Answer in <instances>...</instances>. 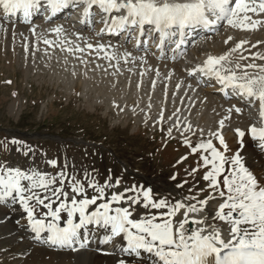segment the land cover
I'll return each instance as SVG.
<instances>
[{
	"label": "snow or ice",
	"instance_id": "1",
	"mask_svg": "<svg viewBox=\"0 0 264 264\" xmlns=\"http://www.w3.org/2000/svg\"><path fill=\"white\" fill-rule=\"evenodd\" d=\"M81 5L85 17L91 16L93 7L105 14L101 22L109 32L119 34L135 29L139 36L146 33L158 35L157 47L161 52L166 41L179 48L183 41L173 37H183L186 29L208 28L218 21H226L230 27L255 31L264 24V21L252 19V16L264 14V0H0V10L5 17L21 14L25 23L42 7L50 13L45 17L47 21L63 9ZM61 31V27L54 29L57 34ZM245 43L241 42L219 57H208L203 66L189 75L200 72L216 79L226 96L227 89H231L234 95L243 97L250 104L258 102L259 117L264 123V65L239 62L264 60V55L257 53L248 57L241 54L235 62L230 59ZM88 47L91 49L92 45ZM103 50L100 46V51ZM75 51L83 49L77 47ZM233 110L240 113L237 108L229 109V112ZM219 127H224L223 120ZM185 131L192 129L188 126ZM249 133L264 149V127L251 126ZM212 135L218 140L219 148L210 139L195 146L187 139L184 141L192 155L202 153L200 167L193 168L189 174L195 176L204 169L202 179L207 182L204 199L195 195L185 197L194 203L155 200L151 190L135 187L107 198L105 188L113 187L107 183L102 187L90 183L88 187L97 194L86 198L85 186L74 180L70 182L73 195L69 198L63 187H52L55 183L64 185V178H48L39 173L26 174L19 169L6 168H0V203L9 198L20 203L32 231L37 236L42 232L49 233L47 242L51 245L71 246L79 238L81 229L97 225L110 230L101 243L108 244L123 237L126 243L119 250L125 256L147 253L153 258V264H264V185L244 166L241 154L234 153L230 159L226 158L227 144L219 131ZM236 135L243 138L245 133L237 129ZM186 159L183 157L178 163ZM24 181L28 183H22ZM184 184L177 187L183 188ZM218 197L219 203L211 218L201 215L205 207ZM37 206L47 209L42 219L36 218ZM91 206H96L94 211H89ZM137 207L163 211L159 215L155 212L140 215L136 213ZM62 213L66 214L63 227L60 225ZM120 264L124 261L121 260Z\"/></svg>",
	"mask_w": 264,
	"mask_h": 264
},
{
	"label": "bare ground",
	"instance_id": "2",
	"mask_svg": "<svg viewBox=\"0 0 264 264\" xmlns=\"http://www.w3.org/2000/svg\"><path fill=\"white\" fill-rule=\"evenodd\" d=\"M121 14L122 13H114V15ZM104 15L105 14L101 12H97V19H94L93 21L82 20L81 23H72L71 20L65 18L63 15L57 14L51 20L46 21L41 18H35L34 21L25 23L23 22L21 14L5 17L2 10H0V35L2 34L1 31H7L10 27H26L31 29L40 28L44 31L45 36H57L54 29L61 27L62 31L60 33H63V36L65 37L69 36L73 38L75 40H73V42L75 43L78 42L87 47L88 45H92L91 49H100V46H103V49L107 52L118 54L124 59L129 60V62L131 61L139 64L141 68L143 67L142 69H147L148 71V68L152 67L154 70L157 69L158 72L159 69L165 71V78H160V80H162L160 86L157 85V82H154L152 86L148 89L145 88L147 90H144V86L142 88L141 84H139L141 83L140 80H142V77H139L138 80L135 81L124 80L119 88L120 92L115 96H112L113 93L108 90L99 97H88V95H85L86 93H83L85 90L81 91L84 101L82 102L84 103L85 108L87 107V109H89V111H87L90 113L96 109V105H103L102 111L105 114H108V112H106L108 109H114L116 115H118L117 120L124 121V124H122L124 128L126 127L125 124L128 123V120L130 121L131 119L134 123L132 126L129 125L132 133H146L147 131H151V135L153 136L161 134V137H159L160 139L158 140V144L161 145L158 152L160 165L165 166L168 164L166 170L169 171L171 178L175 176V179H180V182L182 183L187 180V184L189 185L188 191L191 194H195L198 197L203 196L204 199L207 195V182L202 179V175L205 171L204 169H201L195 176L189 174L193 168L200 167L199 156L202 153L192 155L190 148L185 145L184 141L187 139L192 146H195L193 145V142L198 144L210 139L214 146L219 148L218 140L212 135L217 131L220 132L227 144L228 150L224 152L226 158L230 159L234 153L241 154L244 166L257 178L259 183L264 185V149L260 147L259 141L252 139V136L249 133L251 126H255L259 129L264 124L259 122L256 112L253 111V109L258 106V102L250 104L247 100L243 99V97L234 95L231 89H227V93L231 97V99L227 100L226 98H223L225 91L223 90V87L217 85L218 82L216 79H210L203 74L201 75L200 72H196L195 75H189L190 72L201 67V63L209 56L219 57L224 55L241 42L246 41L247 43L244 44V47L241 48L239 52L233 53L230 57L234 62L241 54L248 57L257 53L264 55V36L262 37L261 35V38L259 37L260 39L258 40L248 37L246 38L244 36L245 31H242L239 28L230 27L226 21H221L220 26L215 29L201 33L197 32L198 34L193 37L195 42L199 41L195 48H187L181 53H175L173 49L176 45L167 41L168 47L161 52L157 47L159 39L158 37L156 38V36L158 35L155 34L146 33L145 36H139L138 31L132 29L126 34V39L124 41L117 39L116 34L114 32H109L105 24L101 22V17ZM262 15L263 14L253 17L261 19ZM261 21H264V19ZM120 34L122 36L125 35L123 32ZM229 37H231L230 40ZM63 39L67 40V38ZM71 40L69 41L73 43ZM138 40L139 43L136 44ZM225 41L228 42L225 43ZM48 42L50 44L52 43L51 40ZM253 45H257V47H252ZM53 47L54 45L52 48ZM15 50L16 48H14V51ZM99 53V55H101V52ZM16 54L18 53L16 52ZM20 54L22 55L21 58L26 60V53ZM44 58L46 60H51L50 57ZM40 59H42L41 56L40 58L35 56L30 58L33 63L38 62ZM239 62L242 64L256 63L257 65H264V60L249 59L247 61L241 60ZM45 63L46 62H44V64ZM79 67L81 68L82 73L87 72L86 65ZM146 73L149 74L148 72ZM100 75L104 74H89L87 76L90 77L89 79L91 81L93 79L97 80ZM199 75L202 77L200 78L201 82L198 83L194 77ZM156 76L158 77V75ZM120 79L121 78L117 76L110 77L108 80L109 87H114ZM146 80L147 79H145L144 82ZM207 83L209 84L206 85ZM87 85L88 84H86V88ZM66 88L70 91L69 86ZM83 88L85 87L83 86ZM132 98L133 100H131ZM129 103L135 106L133 107ZM10 107L11 112H13L15 105L12 104ZM233 108L240 109V113L237 114L234 110L229 112V109ZM141 109L142 111H140ZM225 117L230 118L225 119ZM221 120L224 121V127L222 129L219 127V122ZM164 125L165 129L163 128ZM177 125H179V127H177ZM188 126L191 127L192 131H185V128ZM237 129L245 133L243 138L237 137ZM14 142L15 143H8L6 140L0 139V168L15 169L10 161L3 160V156L8 153L10 147L17 146L20 148L15 149L16 151H24L23 143L18 144L17 141ZM114 150L117 151L116 149ZM221 151H223V149H221ZM92 157H94L95 160V156L92 155ZM183 157H187V159L184 160L183 163H178ZM175 158H178V160L175 162L174 166H170L169 164L171 162L173 163ZM38 159L39 158L35 157V161ZM62 164L67 166L64 161ZM63 165L60 166L58 163H55V161L51 162L49 164L50 172L53 173V175H60L59 178H63L61 175ZM225 167L227 168L228 166L225 165ZM20 170L26 174L39 173L42 175L40 169L34 167L24 166V168ZM94 178H91L92 180L87 184L95 183L98 187L104 186H101L97 180H94ZM64 179L66 184L64 185L69 190L70 194L73 195L70 191V182L73 180H69L67 177ZM120 180L121 179L119 178V181ZM25 182L27 181L22 183L25 184ZM77 182L83 184L80 181ZM88 185L85 186L86 191H88L91 196L96 195L97 193L92 188L88 187ZM132 187H135L138 190L153 189V185L148 180H144L142 186L131 185L128 188ZM190 188L191 191L189 190ZM124 192L125 191L118 193ZM128 195H132V193H128ZM184 197L186 196L184 195ZM176 201H183L186 204L195 202L185 200V198H182L181 196L177 197ZM102 202L105 201H98V203ZM15 203V200L10 198L6 199L3 203H0V249L6 247L5 249H7L8 256L13 260L11 264H120L121 260L124 261V264H153V258L147 253H141L140 256H125L119 250L121 247L125 246L126 243L123 237H117L108 244L101 243V241L110 234V230L97 225H89L81 229L78 233L79 238L75 240L71 246H59L55 248L44 243L41 244L36 240V234L32 231L31 224L27 222V213L24 212L20 203L19 206ZM218 203L219 197L216 201L210 202L201 215L207 216L210 219ZM55 206L56 205L53 207ZM119 206L121 205H113V207ZM95 207L96 206H91L89 211L95 209ZM160 211L163 210H146L142 207H137L136 209V213L140 215H152L154 212L159 215ZM46 212L47 209L42 206H37L35 211L36 218L42 219ZM177 219H179V216ZM65 220L66 214L62 213L60 224H63ZM41 237H43V232L41 233ZM81 244H84L85 246L81 247ZM18 256H22L23 258Z\"/></svg>",
	"mask_w": 264,
	"mask_h": 264
},
{
	"label": "rangeland",
	"instance_id": "3",
	"mask_svg": "<svg viewBox=\"0 0 264 264\" xmlns=\"http://www.w3.org/2000/svg\"><path fill=\"white\" fill-rule=\"evenodd\" d=\"M249 15L252 14L249 13ZM252 19L263 20L264 14L261 19L253 16ZM1 32L0 139L8 143L14 141L18 144L23 143L24 149L23 152L21 150L18 152L15 149L20 147H10L8 153L3 156L4 161H10L13 167L19 170L24 166L40 169L42 175L48 178L60 177L50 172L49 164L55 161L61 166L64 161L68 167L64 165L62 167L63 178L80 181L87 186L91 178L95 177L94 180H97L101 186L106 183L113 185V187L105 188L107 197L113 193L123 192L131 185L142 186L144 180H148L153 185V189L149 190L155 200L166 198L174 203L179 196L185 198L184 195L186 197L195 195L188 191L187 183L171 178L169 171L166 170L168 164L160 165L158 152L161 145L158 144V140L161 134L153 136L151 131L132 133L130 126L134 123L131 119L124 128L122 125L124 121L117 120L118 115L114 109H108L106 111L108 114H105L102 111L103 105L95 104L96 109L90 113L83 103L81 91L85 90L83 93H86L88 97L102 96L107 90L115 96L120 92L119 88L124 80L135 81L142 77L139 84L142 88L144 86V90H147L154 82L160 86L162 82L160 78H165V71L159 69L158 72L152 67H149L147 71L139 64L129 62L118 54H112L106 50L98 51L99 48L88 49L89 47L78 42L76 44L73 38L65 37L63 33L59 36L58 34L45 36L40 28H34L33 32L31 28L26 27H10L7 31ZM261 35L264 36V24L260 25L258 30L244 32L246 38L256 40L260 39ZM45 40H51L53 44L45 43ZM69 40L75 44L72 45L73 43ZM49 44L54 47L52 48ZM77 47L84 49L75 51ZM14 48H16L15 51ZM20 53H26V60L21 58ZM32 56L37 58L41 56L42 59L33 63L30 60ZM44 57H50L51 60H46ZM85 65L87 72L82 73L79 66ZM101 73L104 75H100L97 80L90 81V77L87 76ZM115 76L121 79L111 88L108 80ZM145 79L147 80L144 82ZM8 81L10 83H7ZM85 83L88 84L87 88ZM68 86L71 92L67 90ZM12 104L15 105L13 112L10 110ZM163 128L165 129V125ZM196 144L193 142V145ZM92 155L95 156V160ZM35 157L39 159L35 161ZM177 160L178 158H175L169 165L174 166ZM117 181H119L118 186ZM179 184H184V187H177ZM59 185L55 183L52 187H63L68 195L70 194L66 184ZM85 194L88 198L92 197L88 191ZM71 196L70 194L69 198ZM198 198L203 199V196ZM15 204L19 206L18 202ZM5 251L2 255L6 258L7 249ZM8 257L5 262L0 261V264H11L13 260L10 256Z\"/></svg>",
	"mask_w": 264,
	"mask_h": 264
}]
</instances>
